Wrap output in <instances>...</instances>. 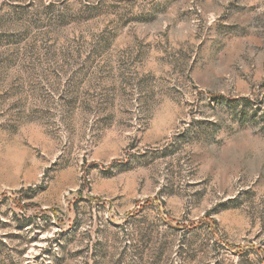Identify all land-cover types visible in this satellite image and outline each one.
<instances>
[{
    "label": "rangeland",
    "instance_id": "374dc122",
    "mask_svg": "<svg viewBox=\"0 0 264 264\" xmlns=\"http://www.w3.org/2000/svg\"><path fill=\"white\" fill-rule=\"evenodd\" d=\"M0 264H264V0H0Z\"/></svg>",
    "mask_w": 264,
    "mask_h": 264
}]
</instances>
